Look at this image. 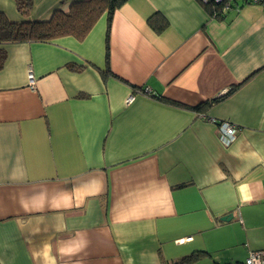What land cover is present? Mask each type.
Returning a JSON list of instances; mask_svg holds the SVG:
<instances>
[{"label":"crops","instance_id":"1","mask_svg":"<svg viewBox=\"0 0 264 264\" xmlns=\"http://www.w3.org/2000/svg\"><path fill=\"white\" fill-rule=\"evenodd\" d=\"M69 1L34 0L29 19ZM211 10L125 0L108 37L120 79L98 70L105 14L82 40L0 45V264H170L197 250L193 264H230L264 250V6ZM0 12L23 19L13 0ZM213 120L235 125L230 144Z\"/></svg>","mask_w":264,"mask_h":264},{"label":"trees","instance_id":"2","mask_svg":"<svg viewBox=\"0 0 264 264\" xmlns=\"http://www.w3.org/2000/svg\"><path fill=\"white\" fill-rule=\"evenodd\" d=\"M17 12L23 17L20 21H11L6 15L0 12V45L5 43H20V42H48L61 36H73L77 40H82L95 25L101 15H106L107 27L105 34V67L99 70L103 80L109 76L117 77L113 73L109 65V29L111 20L115 10L125 0H71L66 8L55 7L48 17L31 20L29 15L33 9L34 0H13ZM66 0H61L64 2ZM203 5L210 9L209 4ZM215 9V8H214ZM213 9V11H214ZM212 10L210 14L213 15ZM215 16L219 14L215 13ZM148 24L157 32L166 26V20L154 14L148 18ZM6 58V51L0 47V68ZM85 65L70 64L68 68L73 71H81ZM245 79L243 82H245ZM242 82V83H243ZM242 83H239L240 85ZM231 90H234L235 87ZM131 87L136 90L135 85ZM220 98H213L198 105L193 109L199 113L206 111L211 105L216 103ZM206 255L204 251H193L190 254L182 256L178 260L170 264H193L200 257ZM162 263L164 261L162 260Z\"/></svg>","mask_w":264,"mask_h":264},{"label":"built area","instance_id":"3","mask_svg":"<svg viewBox=\"0 0 264 264\" xmlns=\"http://www.w3.org/2000/svg\"><path fill=\"white\" fill-rule=\"evenodd\" d=\"M201 3L209 4L214 9L215 13L221 15L230 10H238L243 4H256L264 6V0H199ZM28 81L30 85L34 84V77L31 72L28 73ZM132 100V95L127 97L126 103ZM215 121L218 129L219 139L224 145L230 144L236 136L237 129L235 125L227 121ZM230 264H264V250H250L247 256L241 262H235Z\"/></svg>","mask_w":264,"mask_h":264},{"label":"water","instance_id":"4","mask_svg":"<svg viewBox=\"0 0 264 264\" xmlns=\"http://www.w3.org/2000/svg\"><path fill=\"white\" fill-rule=\"evenodd\" d=\"M221 219H228V217L227 216H222Z\"/></svg>","mask_w":264,"mask_h":264}]
</instances>
